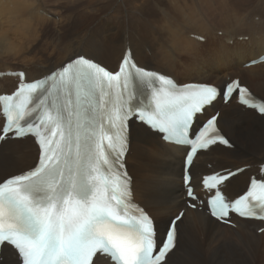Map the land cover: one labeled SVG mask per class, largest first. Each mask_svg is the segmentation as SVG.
Here are the masks:
<instances>
[{
    "label": "snow or ice",
    "instance_id": "1",
    "mask_svg": "<svg viewBox=\"0 0 264 264\" xmlns=\"http://www.w3.org/2000/svg\"><path fill=\"white\" fill-rule=\"evenodd\" d=\"M17 80L12 94L0 95V141L31 138L37 158L29 170L0 177V264H95L97 256L110 264H166L176 244V221L184 214L157 242L151 217L132 204L123 160L132 120L190 146L183 180L191 208L199 201L224 224L233 215L264 221V163L259 178L250 177L244 194L234 198L224 187L244 169L213 172L195 186L190 174L200 150L229 143L215 127L217 116L194 139L188 134L191 120L218 96L227 102L234 93L248 94L239 81L220 89H180L168 75L138 66L131 50L115 70L77 53L43 79L25 83L21 70ZM137 86L150 90L147 106L137 103ZM250 106L264 113V104Z\"/></svg>",
    "mask_w": 264,
    "mask_h": 264
},
{
    "label": "bare ground",
    "instance_id": "2",
    "mask_svg": "<svg viewBox=\"0 0 264 264\" xmlns=\"http://www.w3.org/2000/svg\"><path fill=\"white\" fill-rule=\"evenodd\" d=\"M246 1L220 12L215 10L218 19L212 25L211 10L196 8L188 0H75L48 11L42 8V0H16L14 4L12 0H0V15L11 16L20 24V31L11 32V25L0 31V40L14 36L24 43L12 56L0 50L6 60L22 65L4 64L0 74L24 70L26 82H33L77 53L95 57L115 70L129 48L138 66L166 74L180 85L223 87L228 79H240L256 98L264 99V64L245 68L264 55V0H258V8H253L257 0ZM197 38L204 39L200 41L203 44ZM17 84L16 79L0 77V95L10 94ZM218 111V128L235 148L216 146L199 153L191 167L192 183L197 185L202 176L213 172L247 167L225 186L226 195L234 198L244 192L251 176H260L264 117L242 108L234 97L227 106L219 99L198 120L205 121ZM259 131L261 140L239 142L240 137L248 133L255 136ZM130 135L126 165L133 178L134 201L154 218L160 239L172 218L186 211L178 223L176 247L166 264H264V233H257L264 228L263 223L235 219L232 228L212 220L204 208L188 209L182 178L186 149L165 144L143 125L132 124ZM3 153L13 156L18 172L8 171L11 162L7 163ZM36 158L37 146L31 138L2 143L0 177L29 170ZM207 165L212 168L207 169ZM195 190L201 194L200 188ZM161 220L166 221L164 226ZM258 256L259 263L255 259ZM95 264L110 263L97 257Z\"/></svg>",
    "mask_w": 264,
    "mask_h": 264
},
{
    "label": "rangeland",
    "instance_id": "3",
    "mask_svg": "<svg viewBox=\"0 0 264 264\" xmlns=\"http://www.w3.org/2000/svg\"><path fill=\"white\" fill-rule=\"evenodd\" d=\"M12 1H13L12 4H14L16 2V0H12ZM20 1H23V0H20ZM42 1L44 3V6L42 8L44 10H47L48 11L50 9L51 10H56V9L59 8L60 4H66L67 3L66 5H68V4H70L71 2H73L75 0H42ZM188 1H189V3H191V1H192V3L196 6V8H201V9H205L206 8L208 10H211L210 14L212 13V17H211L212 22H213L212 25H214V21L218 19V18H216V16H214V11L215 10H217L218 12H220L222 8H230V7H233V6L235 7L236 5H244V3L247 2L246 0H188ZM96 5H98V4H96ZM253 8H258V0H257V3L254 2ZM101 15H102V13L99 16L101 17ZM12 18L13 17H11V16L0 15V31H2L4 28H6L8 30L9 27H10V25H11V27H10V31L11 32L12 31L14 32L13 29H16V30L20 31V24H19V22L17 23L16 22L17 20L15 18H13V19ZM102 18L104 20V17H102ZM256 21H258V19H256ZM13 22H15L16 26H15V24ZM3 25H5V27H3ZM216 25L217 26H220L218 22L216 23ZM219 35H221V33H219ZM200 43H202V42H200ZM23 44L24 43H22L19 40H17L14 36H11L8 40H6L4 42H2L0 40V50L4 53L5 56H12V55L17 54L21 50ZM5 56L3 57L0 54V67H2L5 64V65H11L12 67L15 66V67L22 68V65L21 64L15 63V60H13V61L12 60H10V61L9 60H6L5 59ZM1 58H3V60ZM70 58H68L66 60H69ZM261 100L264 101V99H261ZM249 122H250V120H249ZM263 130H264V125H263ZM261 132L262 131H259L258 133H256L255 136H249L250 133H248V134L245 135V137H240L239 138V142L241 144H244L245 143V140H251V139H255V140H258L259 141V140H261L263 138L262 135H261ZM2 156L5 157V158H7V163L11 162V165L9 166V168L17 169V170L8 169V171H15V173L18 172L19 167H18V164L17 163H15L14 161H12L13 156L11 154H8V153H3ZM207 169H209V168L207 167ZM231 169H233V168H231ZM130 170H131V167H130ZM164 221L165 220H161L163 226L165 225L164 224ZM167 225L168 224H166V226ZM255 259H256V262L259 263V256L256 257Z\"/></svg>",
    "mask_w": 264,
    "mask_h": 264
}]
</instances>
